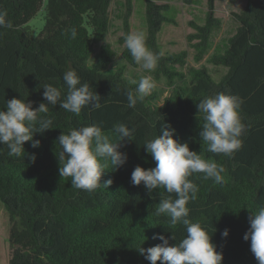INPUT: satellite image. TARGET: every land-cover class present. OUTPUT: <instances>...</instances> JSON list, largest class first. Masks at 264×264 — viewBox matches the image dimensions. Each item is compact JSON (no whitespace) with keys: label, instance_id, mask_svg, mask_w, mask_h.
Masks as SVG:
<instances>
[{"label":"trees","instance_id":"obj_1","mask_svg":"<svg viewBox=\"0 0 264 264\" xmlns=\"http://www.w3.org/2000/svg\"><path fill=\"white\" fill-rule=\"evenodd\" d=\"M193 1L183 0L186 6ZM204 1L203 25L188 23L194 31L188 36L189 41L197 40L192 45L197 51L195 61L202 59L211 31L219 25L214 17L215 0ZM44 2V26L33 37L27 23ZM110 2L0 0V8L6 10L13 24L11 29L0 28V110L12 98L32 103L33 109L46 103L42 89L46 83L60 87L63 98L66 86L62 76L68 70H75L82 83L87 81L102 104L99 110L82 109L79 116L49 105L52 129L34 134L33 140L40 142L38 148L25 142L24 156L9 155L7 146L0 145V203L8 215V242L13 246L8 264H149L138 248L160 244L154 236L170 238L174 234L176 241L169 239V243H178L186 234L184 226L173 227L168 217L155 215L159 200L169 194L156 189L149 196L143 184L131 183L136 166L155 167L143 146L161 134L163 124L175 130L174 140L188 143L190 151L224 168L220 183L204 180L199 173L189 178L199 188L187 205L189 218L200 222L211 234V242L222 252V264H258L250 242L244 241L243 236L250 227V213L264 207V0H247L240 14H231L238 24L236 32L228 41V49L210 59L213 65L227 69L219 82H214L205 69L187 65L185 51L161 54L157 34L168 22L164 13L170 7L145 0L146 43L153 52L161 54L153 77H163L172 93L161 106L148 105L155 99L149 95L137 99L134 108L127 106V93L137 95L138 85L127 83L122 69L107 73L114 56L108 45L97 54L95 65H88L93 46L108 32ZM131 14L132 0H125L120 44L130 33ZM72 28L77 31L75 39L68 34ZM122 58L129 66H137L126 46ZM175 65L186 67L189 87L174 85L185 79L184 73L169 68ZM220 92L243 100L240 118L245 131L241 147L231 157L208 152L199 137L204 120L196 104ZM92 123L101 125L110 136L117 123L134 128L135 132L133 140H125L119 149L126 153L127 162L116 170L111 165L105 169L100 182L111 179V186L86 192L74 188L70 177H60L57 140L70 128ZM225 229L229 235L222 238Z\"/></svg>","mask_w":264,"mask_h":264},{"label":"clouds","instance_id":"obj_2","mask_svg":"<svg viewBox=\"0 0 264 264\" xmlns=\"http://www.w3.org/2000/svg\"><path fill=\"white\" fill-rule=\"evenodd\" d=\"M0 28H13L6 10L2 8ZM68 34L71 39H75L77 31L72 28L68 30ZM124 44L132 59L145 72L155 71L161 54L153 52L147 46L143 31L127 34ZM62 80L66 86L63 98L60 87L46 83L42 87L46 103H40L33 109L32 103L12 98L5 103L6 108L0 110V145L7 146L9 155L18 158L24 156L25 142H30L33 148L39 147V140H33L34 134L51 130L53 125V120L48 116L49 105L58 106L77 116L82 109L99 110L102 107L101 97L87 81L81 82V77L75 70L66 71ZM131 83L138 86L137 95L127 93L129 108H134L137 99L143 100L157 88L151 75H142L138 82L132 80ZM242 104L243 100L239 96L223 92L205 97L196 104L198 113L204 120L199 137L207 146L208 152L231 157L241 147V136L245 131L240 118ZM160 131V135L145 141L143 146L155 162V167L144 169L136 166L131 174V183L133 186L143 184L149 196L156 189H164L169 195L159 200L155 215L168 217V222L173 227L184 226L186 234L178 243L171 245L169 239L176 241L174 234L170 238L164 235L154 236L153 239H158L161 243L148 249L138 248L140 255L149 264H157V261L160 264H222V252L216 250L208 230L200 222H193L189 218L187 205L199 191L198 185L189 178L199 173L204 180L211 179L220 183L224 168L203 158L196 151H190L188 143L174 140L175 130L170 125L163 124ZM134 132V128L130 129L123 123L113 125L111 136L96 123L62 132L57 140L60 150L56 154L60 177H70L71 185L78 190L94 192L100 187L107 189L113 182L108 179L101 184L105 169L111 165L116 170L127 162L126 153L119 149L125 140H133ZM31 159L34 161L35 156ZM249 225L243 240L250 242V251L258 264H264V207H260L256 213H250ZM228 235V229L221 233L222 238H227Z\"/></svg>","mask_w":264,"mask_h":264},{"label":"rangeland","instance_id":"obj_3","mask_svg":"<svg viewBox=\"0 0 264 264\" xmlns=\"http://www.w3.org/2000/svg\"><path fill=\"white\" fill-rule=\"evenodd\" d=\"M156 3L169 5V10L164 13L168 22L161 26L160 32L157 34V45L162 55L167 56L177 54L181 51L187 53V65L196 69H205L214 82H219L227 73V69L222 66L213 65L210 59L214 55L223 54L228 49V41L235 34L238 24L232 19L231 14H240L247 0H215L214 17L219 20V25L212 29L208 39V48L204 52L200 61H195L194 56L196 50L192 47L197 40L189 41L188 36L194 31L188 26L190 21L203 25L206 15V2L204 0H194L189 6H186L183 0H154ZM125 12V0H111L108 7V32L97 44L93 46V53L88 59V65L92 67L96 63L97 54L104 45H108L114 53L112 63L107 73H115L122 69V77L129 84L132 80L138 81L142 75H151L137 64L135 68L129 66L122 58V51L125 44L119 43V37L123 33L122 19ZM46 18L45 2L37 12V14L27 23L29 33L35 37L40 34L43 29ZM130 33L143 31L146 35V19H145V0H132V14L129 19ZM173 71L185 74L183 83L175 81L174 85L189 87L190 78L186 73V67L169 66ZM154 79V77H153ZM155 80V79H154ZM157 88L150 95H154L155 99L147 104L151 107L161 106L163 99L170 96L172 87H170L163 77L155 80ZM169 89L171 90L169 92ZM10 224L8 215L0 203V264H8L13 246L8 242V230Z\"/></svg>","mask_w":264,"mask_h":264}]
</instances>
